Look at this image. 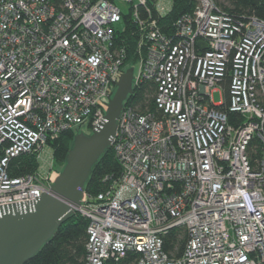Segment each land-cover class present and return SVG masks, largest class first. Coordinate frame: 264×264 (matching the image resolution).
<instances>
[{
  "label": "built area",
  "instance_id": "obj_1",
  "mask_svg": "<svg viewBox=\"0 0 264 264\" xmlns=\"http://www.w3.org/2000/svg\"><path fill=\"white\" fill-rule=\"evenodd\" d=\"M171 5L0 0V205L49 191L53 141L101 122L127 68L115 33L129 17L133 91L151 87L152 108L126 100L111 142L121 173L75 211L87 223L85 264H264V21L195 0L165 33L158 19ZM21 155L37 168L11 177ZM171 230L187 236L180 258L163 249Z\"/></svg>",
  "mask_w": 264,
  "mask_h": 264
},
{
  "label": "water",
  "instance_id": "obj_2",
  "mask_svg": "<svg viewBox=\"0 0 264 264\" xmlns=\"http://www.w3.org/2000/svg\"><path fill=\"white\" fill-rule=\"evenodd\" d=\"M201 45V44H200ZM139 66L128 67L103 102L104 116L92 131L79 125L65 162L49 191L35 199L0 205V264H24L69 219L85 193L92 168L111 146L118 117L133 92Z\"/></svg>",
  "mask_w": 264,
  "mask_h": 264
},
{
  "label": "trees",
  "instance_id": "obj_3",
  "mask_svg": "<svg viewBox=\"0 0 264 264\" xmlns=\"http://www.w3.org/2000/svg\"><path fill=\"white\" fill-rule=\"evenodd\" d=\"M194 2L195 0H171V10L158 19V25L162 31L165 33L170 32L172 22L180 15L191 12ZM215 2L235 18L254 15L264 21V0H215ZM123 24V28L116 31L115 37L125 48L126 58L124 65L128 68L132 67L138 59L136 49L137 32L134 23L129 17L124 18ZM224 87L228 91V81ZM152 90L151 87H136L133 94L128 97L127 102H139L141 107H144L145 103H147L152 108L150 99L145 102L147 100L145 95L151 94ZM228 115L234 116L235 114L228 113ZM76 134V130H67L61 133L52 143L54 165L59 170L64 165L66 154L71 148ZM37 165L32 155H21L10 161L8 173L11 177L29 174L36 170ZM120 173V164L114 157L110 146L92 168L85 186V194H98L105 189L106 184L102 181L105 176L117 177ZM86 225L85 219L75 212L57 228L51 239L24 264H85ZM186 239L185 232L171 230L164 236L163 249L171 257L180 258Z\"/></svg>",
  "mask_w": 264,
  "mask_h": 264
},
{
  "label": "rangeland",
  "instance_id": "obj_4",
  "mask_svg": "<svg viewBox=\"0 0 264 264\" xmlns=\"http://www.w3.org/2000/svg\"><path fill=\"white\" fill-rule=\"evenodd\" d=\"M119 6L122 8V11L123 12H126L127 10H126V4L124 5V4H119ZM213 100H214V102H216V103H218L219 101H220V95H219V93L218 92H214L213 93ZM61 171V168H60V170H59V172Z\"/></svg>",
  "mask_w": 264,
  "mask_h": 264
}]
</instances>
